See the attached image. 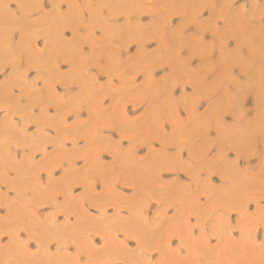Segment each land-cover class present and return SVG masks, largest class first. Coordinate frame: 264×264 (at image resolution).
<instances>
[{
	"label": "rangeland",
	"instance_id": "1",
	"mask_svg": "<svg viewBox=\"0 0 264 264\" xmlns=\"http://www.w3.org/2000/svg\"><path fill=\"white\" fill-rule=\"evenodd\" d=\"M0 264H264V0H0Z\"/></svg>",
	"mask_w": 264,
	"mask_h": 264
}]
</instances>
